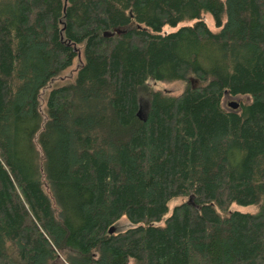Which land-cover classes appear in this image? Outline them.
I'll list each match as a JSON object with an SVG mask.
<instances>
[{
	"label": "trees",
	"instance_id": "obj_1",
	"mask_svg": "<svg viewBox=\"0 0 264 264\" xmlns=\"http://www.w3.org/2000/svg\"><path fill=\"white\" fill-rule=\"evenodd\" d=\"M53 262L264 264V0H0V264Z\"/></svg>",
	"mask_w": 264,
	"mask_h": 264
},
{
	"label": "rangeland",
	"instance_id": "obj_2",
	"mask_svg": "<svg viewBox=\"0 0 264 264\" xmlns=\"http://www.w3.org/2000/svg\"><path fill=\"white\" fill-rule=\"evenodd\" d=\"M202 19L205 21V23L207 24V26L210 28V29H214V25H213V22H212V19L209 15L203 13L202 14ZM174 28H170V27H163V31H169V30H173ZM80 63V57H76L71 66L69 68H67L66 70H64L63 72H61L60 74H58L57 76H55L54 78H52L49 83L46 85L45 88H43L41 91H40V107H41V111L43 112V99H44V96L46 94V92L53 86V85H58V84H61V83H65L67 81H70L72 80V77L75 73V70L77 68V66L79 65ZM147 86L151 89H156V90H160V91H163L165 93H169V94H177L179 93L181 90H182V84L180 82H160V81H154V80H148L147 81ZM230 101H235L237 103H246L247 101H249V98L247 96H240V95H236V96H229L227 94H225L222 99H221V105L224 109L226 110H231V108L228 106V102ZM185 200L184 197H180V196H177L175 198H172L168 201L167 203V211L166 213L163 215L162 217V220L170 213L171 211V208L181 202ZM229 209H236V210H239V211H249V212H254L256 210H258V207L255 206V205H250V206H239V205H236V204H231L229 206ZM161 220V221H162ZM161 223V222H160ZM115 228L117 230H123L127 227H129L131 224L128 222V220L122 216L120 217L116 222H115ZM50 264H54L53 263H50Z\"/></svg>",
	"mask_w": 264,
	"mask_h": 264
},
{
	"label": "water",
	"instance_id": "obj_3",
	"mask_svg": "<svg viewBox=\"0 0 264 264\" xmlns=\"http://www.w3.org/2000/svg\"><path fill=\"white\" fill-rule=\"evenodd\" d=\"M124 31H125L124 29L114 28V32H116V33H122V32H124ZM228 106H229L232 110H234L235 108L238 107V103L235 102V101H230V102H228ZM137 116H138V117H144V116H143V112H142L140 109H138ZM187 203L192 204L191 197H188V199H187ZM108 232H109V233L111 232V228L108 229Z\"/></svg>",
	"mask_w": 264,
	"mask_h": 264
}]
</instances>
